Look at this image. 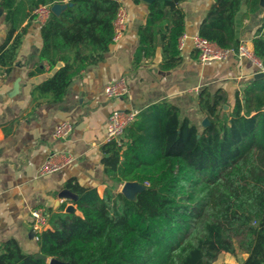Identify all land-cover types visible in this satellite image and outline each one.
<instances>
[{
    "label": "trees",
    "instance_id": "16d2710c",
    "mask_svg": "<svg viewBox=\"0 0 264 264\" xmlns=\"http://www.w3.org/2000/svg\"><path fill=\"white\" fill-rule=\"evenodd\" d=\"M47 1L66 4L38 24V58L51 74L33 95L60 102L73 78L109 50L120 2L30 0L26 17L33 20V9ZM183 1L147 3L132 56L135 67L154 56L158 40L162 68L178 64ZM260 1L215 0L198 35L224 49L236 47L237 14L243 5L247 18L262 9ZM251 44L264 70V13ZM197 106L208 120L205 126L181 117L167 101L139 111L121 145L102 146L103 173L111 182L103 195L75 188L80 215L49 212L36 240L38 253H24L8 239L0 244V264H47L48 258L68 264H215L235 246L246 254L241 264H264V77H252L232 101L222 89L212 93L204 87ZM129 181L143 186L134 199L114 192Z\"/></svg>",
    "mask_w": 264,
    "mask_h": 264
},
{
    "label": "crops",
    "instance_id": "0c3cea01",
    "mask_svg": "<svg viewBox=\"0 0 264 264\" xmlns=\"http://www.w3.org/2000/svg\"><path fill=\"white\" fill-rule=\"evenodd\" d=\"M126 8V29L112 42L102 59L73 78L60 102H48L33 89L51 74L39 61L40 26L29 20L30 0H0V244L15 239L24 253H38L31 227V210L61 211L75 203L59 198L62 189L77 196L75 188H95L101 197L111 182L103 173L105 126L112 110L141 111L152 103L167 101L181 117L201 127L205 116L197 106L199 91L222 89L229 101L258 72L249 61L229 56L223 61L199 62L190 37L215 0H184V42L179 62L171 70L162 68L161 42L155 54L135 67L138 28L147 15V3L118 0ZM53 5L52 2H45ZM66 1L59 4V12ZM7 9L5 8V6ZM242 5L236 16L239 42L251 41L261 24L264 7L243 18ZM7 14L9 18L7 19ZM11 34L7 35V32ZM123 79L128 93L109 98L104 88ZM69 121L72 130L64 139L52 138L54 128ZM61 166L49 174L39 169L49 154ZM70 157V161L67 159ZM114 192H119L116 188ZM33 231V233H32ZM246 254L235 246L233 254L222 252L215 264H241Z\"/></svg>",
    "mask_w": 264,
    "mask_h": 264
},
{
    "label": "built area",
    "instance_id": "2783aa9c",
    "mask_svg": "<svg viewBox=\"0 0 264 264\" xmlns=\"http://www.w3.org/2000/svg\"><path fill=\"white\" fill-rule=\"evenodd\" d=\"M51 5H38L32 11L35 15V20L40 25L44 24L51 13ZM126 8L120 4L115 20L113 22V37L112 42L117 41L126 29ZM192 46L196 51L197 60L201 63L208 61H223L229 56H236L251 62L257 71H262L263 67L260 60L255 56L251 41H241L236 47L221 48L216 43L211 42L198 34L190 37ZM184 36L181 35L178 39V49H182ZM105 94L109 98L122 97L128 93L127 86L123 79L108 84L104 88ZM139 111L136 109L112 110L108 115L105 126L106 142L113 141L117 145H121L124 138L126 127L135 120ZM72 124L69 121L60 122L52 132V138L55 140L64 139L71 133ZM70 161V157H67ZM60 164L55 161V153H51L46 158L45 162L39 169L40 175L49 174L60 168ZM64 210L58 213H64ZM31 227L34 231L35 240L38 239V234L47 227L48 212L41 207H35L31 210Z\"/></svg>",
    "mask_w": 264,
    "mask_h": 264
},
{
    "label": "water",
    "instance_id": "95a60500",
    "mask_svg": "<svg viewBox=\"0 0 264 264\" xmlns=\"http://www.w3.org/2000/svg\"><path fill=\"white\" fill-rule=\"evenodd\" d=\"M146 3H150L153 0H142ZM59 4L60 3H54L53 5H51V11L54 14H59ZM260 6L264 7V0L260 1ZM65 7V5H64ZM63 7V8H64ZM264 77V72L262 71H258L253 75V78L257 79V78H263ZM208 124V120L205 117L202 122L201 125L205 126ZM141 190H143V186L135 181H129V182H125L121 189H120V193L126 197L127 199H134L135 194L140 192ZM59 198H65V199H70L73 202H75L77 200V195L75 193H73L72 191H70L69 189H62L59 192ZM65 213H75V208L73 207V205L68 206L67 209H65ZM33 233V231H32ZM37 257L39 258H44L41 254H38ZM47 264H68L66 262L57 260L55 258H48L47 260Z\"/></svg>",
    "mask_w": 264,
    "mask_h": 264
},
{
    "label": "rangeland",
    "instance_id": "374dc122",
    "mask_svg": "<svg viewBox=\"0 0 264 264\" xmlns=\"http://www.w3.org/2000/svg\"><path fill=\"white\" fill-rule=\"evenodd\" d=\"M201 126H202V125H201ZM199 127H200V126H199ZM121 187H122V186L118 187L119 191H120Z\"/></svg>",
    "mask_w": 264,
    "mask_h": 264
}]
</instances>
